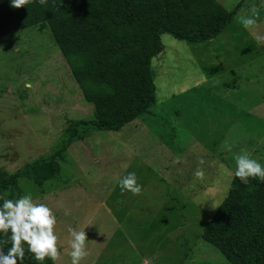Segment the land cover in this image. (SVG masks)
I'll return each instance as SVG.
<instances>
[{
  "label": "rangeland",
  "instance_id": "1",
  "mask_svg": "<svg viewBox=\"0 0 264 264\" xmlns=\"http://www.w3.org/2000/svg\"><path fill=\"white\" fill-rule=\"evenodd\" d=\"M216 1L227 11L239 4L234 19L203 43L161 35L150 61L154 103L115 131L86 123L92 106L47 26L0 36V169L51 158L59 166L40 186L18 176L2 196L30 193L52 210L53 264H71L69 227L87 237L80 264H232L201 232L227 193L235 156L246 150L264 163V42L255 39L264 35V0ZM253 6L259 19L247 29L241 21ZM69 133L75 140L55 157ZM132 172L138 195L119 185Z\"/></svg>",
  "mask_w": 264,
  "mask_h": 264
},
{
  "label": "trees",
  "instance_id": "2",
  "mask_svg": "<svg viewBox=\"0 0 264 264\" xmlns=\"http://www.w3.org/2000/svg\"><path fill=\"white\" fill-rule=\"evenodd\" d=\"M239 6L227 11L216 0H46L43 5L30 0L17 9L11 0H0V36L32 25L47 26L84 100L92 106L93 118L86 123L93 130L115 131L154 103L150 61L163 50L160 36L206 42L234 19ZM73 140L69 133L54 156L60 157ZM58 171L54 158L26 163L12 173L0 169V196L17 187L20 175L40 186ZM234 173L201 237L232 264H264V181L250 178L242 183ZM23 246L25 254L17 264H53L49 258L35 260ZM10 247V233H0V250L6 254Z\"/></svg>",
  "mask_w": 264,
  "mask_h": 264
},
{
  "label": "clouds",
  "instance_id": "3",
  "mask_svg": "<svg viewBox=\"0 0 264 264\" xmlns=\"http://www.w3.org/2000/svg\"><path fill=\"white\" fill-rule=\"evenodd\" d=\"M29 2L30 0H11V6L19 9ZM39 2L43 5L46 0H39ZM251 12V16L241 21L247 29L254 28L259 19V12L255 6L251 8ZM255 39L257 42H264V35L256 34ZM226 149L231 151V146L226 145ZM235 164L234 175L242 183H248L250 178H259L264 181V166L251 158L246 150H242L235 156ZM194 176L202 179L203 170L197 169ZM119 185L122 191L131 192L133 195L140 194L142 190L134 172L121 178ZM6 197L7 193L0 196V200L3 201L0 206V233L4 235L10 233L11 247L6 254L0 250V264H17L18 259L22 260L25 254L24 244L37 261H43L45 258L58 260L60 253L54 232L57 221L52 210L46 204L34 202L30 193L16 199ZM67 231L71 237V264H80V261L87 255L85 251L86 234L84 230L76 231L71 227Z\"/></svg>",
  "mask_w": 264,
  "mask_h": 264
},
{
  "label": "crops",
  "instance_id": "4",
  "mask_svg": "<svg viewBox=\"0 0 264 264\" xmlns=\"http://www.w3.org/2000/svg\"><path fill=\"white\" fill-rule=\"evenodd\" d=\"M194 151H195V150H194ZM195 153H198V154H195ZM195 153L193 152V154H191V157H192V158H194L195 155H198L197 157H199L200 152L196 151ZM188 155H189V154H188ZM193 155H194V157H193ZM116 207H117V210L120 211V210H119V209H120V206L118 205V206H116ZM125 240H126V242L129 243V244L132 243V246H135V243H137V242L139 241L138 239L132 241V240H130L129 238H126ZM136 245H137V244H136ZM97 256H98V255H97ZM141 260H143V261H142L143 263H145V264H149L148 261H147V259H146V257H141ZM91 262H92V261H91Z\"/></svg>",
  "mask_w": 264,
  "mask_h": 264
}]
</instances>
